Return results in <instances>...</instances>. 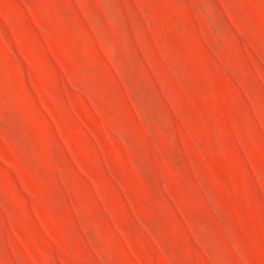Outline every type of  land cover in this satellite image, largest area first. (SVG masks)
<instances>
[{"label":"rangeland","instance_id":"374dc122","mask_svg":"<svg viewBox=\"0 0 264 264\" xmlns=\"http://www.w3.org/2000/svg\"><path fill=\"white\" fill-rule=\"evenodd\" d=\"M0 264H264V0H0Z\"/></svg>","mask_w":264,"mask_h":264}]
</instances>
